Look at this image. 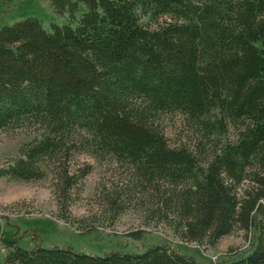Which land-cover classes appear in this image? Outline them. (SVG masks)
Masks as SVG:
<instances>
[{"label": "trees", "instance_id": "obj_1", "mask_svg": "<svg viewBox=\"0 0 264 264\" xmlns=\"http://www.w3.org/2000/svg\"><path fill=\"white\" fill-rule=\"evenodd\" d=\"M50 5L66 23L0 27V131L35 133L0 178L51 174L58 218L70 223L72 191L92 170L80 157L114 164L125 178L108 208L124 211L134 197L145 223L208 247L242 230L247 248L223 264H264V0ZM174 113L192 145L168 143L158 120ZM0 244V264H198L165 244L101 256Z\"/></svg>", "mask_w": 264, "mask_h": 264}, {"label": "rangeland", "instance_id": "obj_2", "mask_svg": "<svg viewBox=\"0 0 264 264\" xmlns=\"http://www.w3.org/2000/svg\"><path fill=\"white\" fill-rule=\"evenodd\" d=\"M26 17H36L46 31H50L52 23H66V16L54 13L50 0H0V27ZM158 124L170 145H192V133L181 114L161 115ZM34 136L32 129L24 127L0 131V166L15 157L19 146ZM229 137L233 138L231 131ZM79 161L90 163L92 170L81 185H76L82 189L72 191L70 223L58 218L51 174L28 183L0 178V236L23 248H70L96 256L113 251L141 252L151 245L165 244L193 257L198 264H223L247 248L250 234L242 230L223 236L214 247L185 242L164 224L145 223L134 197H126L125 200H132L124 202L127 204L124 211L116 213L108 208L106 196L123 188L120 182L125 178L124 172L114 164H97L87 156H81ZM138 230H144L141 238L128 235ZM4 253L0 244V260Z\"/></svg>", "mask_w": 264, "mask_h": 264}]
</instances>
